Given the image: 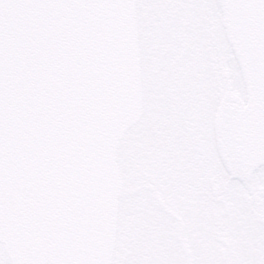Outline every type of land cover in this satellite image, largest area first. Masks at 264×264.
<instances>
[{
    "label": "snow or ice",
    "instance_id": "1",
    "mask_svg": "<svg viewBox=\"0 0 264 264\" xmlns=\"http://www.w3.org/2000/svg\"><path fill=\"white\" fill-rule=\"evenodd\" d=\"M241 62L255 105L222 120L243 171L264 159V0H0V264H264V164L249 201L221 163V196L181 189Z\"/></svg>",
    "mask_w": 264,
    "mask_h": 264
},
{
    "label": "flooded vegetation",
    "instance_id": "2",
    "mask_svg": "<svg viewBox=\"0 0 264 264\" xmlns=\"http://www.w3.org/2000/svg\"><path fill=\"white\" fill-rule=\"evenodd\" d=\"M226 35V33H225ZM228 40V39H227ZM224 58V53L220 48H217L216 51L212 54L213 61L217 62L219 67V62ZM202 62L199 60L198 54H194L192 61L189 64V70L183 72L179 80L183 86V82L187 81V87L190 88H199L202 87V82L204 78V73L201 70ZM222 73V69H220ZM241 83L243 88V98L233 93L231 90H225L219 98L217 105V113L219 109L228 104H242L245 101V89L243 79L241 77ZM191 156L187 161L186 168L187 173L185 174L190 180V183L181 185L183 191H187L190 194H199L206 193L211 197L221 196L223 190V184L226 182L220 177L213 174V169L217 163L223 164L220 154L215 144V150H211L207 147H201L200 145H190ZM261 166V165H260ZM258 166L255 168L249 175L239 177L231 176L230 173L226 170L223 165L224 170L228 173L229 178L239 179L244 191L240 193V197L244 201H249L252 199V193L257 190V186L250 183V180L253 178Z\"/></svg>",
    "mask_w": 264,
    "mask_h": 264
},
{
    "label": "water",
    "instance_id": "3",
    "mask_svg": "<svg viewBox=\"0 0 264 264\" xmlns=\"http://www.w3.org/2000/svg\"><path fill=\"white\" fill-rule=\"evenodd\" d=\"M225 33L229 43L232 46L233 51L238 52L236 41L231 35L230 27L227 24H225ZM240 72L245 84L246 101L244 104H228L219 109L216 120V142H217V148L220 154V158L226 170L230 173L231 176L243 177L249 175L259 165L264 164V159H262L259 155H254V158L249 161L246 168L243 171H240L234 166L233 161L229 155V150L223 141L222 116L224 114V109L225 108L230 109L232 114L235 115L236 113L239 112L251 111V109L255 105V93L250 83L248 82L247 71L243 62H241L240 64Z\"/></svg>",
    "mask_w": 264,
    "mask_h": 264
}]
</instances>
